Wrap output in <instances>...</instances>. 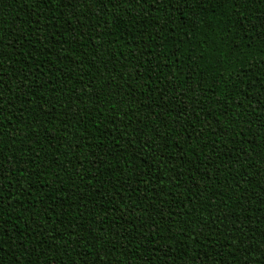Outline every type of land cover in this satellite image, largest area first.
I'll list each match as a JSON object with an SVG mask.
<instances>
[{
	"label": "trees",
	"instance_id": "1",
	"mask_svg": "<svg viewBox=\"0 0 264 264\" xmlns=\"http://www.w3.org/2000/svg\"><path fill=\"white\" fill-rule=\"evenodd\" d=\"M0 264H264V0H0Z\"/></svg>",
	"mask_w": 264,
	"mask_h": 264
}]
</instances>
